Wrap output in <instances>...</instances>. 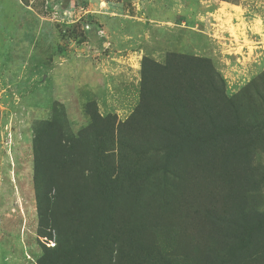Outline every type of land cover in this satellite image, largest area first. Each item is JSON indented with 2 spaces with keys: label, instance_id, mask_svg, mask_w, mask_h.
Segmentation results:
<instances>
[{
  "label": "rangeland",
  "instance_id": "obj_1",
  "mask_svg": "<svg viewBox=\"0 0 264 264\" xmlns=\"http://www.w3.org/2000/svg\"><path fill=\"white\" fill-rule=\"evenodd\" d=\"M0 264H264V0H0Z\"/></svg>",
  "mask_w": 264,
  "mask_h": 264
},
{
  "label": "trees",
  "instance_id": "obj_2",
  "mask_svg": "<svg viewBox=\"0 0 264 264\" xmlns=\"http://www.w3.org/2000/svg\"><path fill=\"white\" fill-rule=\"evenodd\" d=\"M205 102V99L203 98H193L190 100V104H192V109H194L195 112V103L199 105H203ZM193 111H190V115L194 114ZM196 115V113H195ZM200 115L206 119V116L210 119V114H207L205 111L200 112ZM189 119L191 120L192 117L189 116ZM219 127V124L211 126L205 121H202L200 124H195V123H178V130L179 132H172L167 130L170 134V138L175 141L174 143H167L164 145L165 149L168 152H173V154H176L177 148H180L182 150L185 146H190V145H197V147L202 146L204 144H207L210 142V139H214L216 132L215 129ZM215 128V129H214ZM93 238H97L95 234L89 235ZM99 243V241L94 242V246H96Z\"/></svg>",
  "mask_w": 264,
  "mask_h": 264
}]
</instances>
